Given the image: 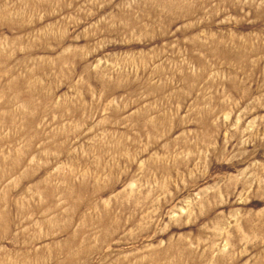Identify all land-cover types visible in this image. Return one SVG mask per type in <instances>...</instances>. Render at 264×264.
I'll return each instance as SVG.
<instances>
[{
  "label": "rangeland",
  "instance_id": "rangeland-1",
  "mask_svg": "<svg viewBox=\"0 0 264 264\" xmlns=\"http://www.w3.org/2000/svg\"><path fill=\"white\" fill-rule=\"evenodd\" d=\"M0 264H264V0H0Z\"/></svg>",
  "mask_w": 264,
  "mask_h": 264
}]
</instances>
